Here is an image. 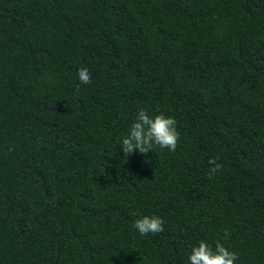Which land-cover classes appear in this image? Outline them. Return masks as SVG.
Segmentation results:
<instances>
[{
	"label": "trees",
	"instance_id": "16d2710c",
	"mask_svg": "<svg viewBox=\"0 0 264 264\" xmlns=\"http://www.w3.org/2000/svg\"><path fill=\"white\" fill-rule=\"evenodd\" d=\"M140 109L176 119L174 152L123 156ZM201 241L264 264V0H0V264H190Z\"/></svg>",
	"mask_w": 264,
	"mask_h": 264
},
{
	"label": "clouds",
	"instance_id": "9594fccd",
	"mask_svg": "<svg viewBox=\"0 0 264 264\" xmlns=\"http://www.w3.org/2000/svg\"><path fill=\"white\" fill-rule=\"evenodd\" d=\"M78 79L81 84H90L92 77L87 68L78 70ZM177 121L174 117H166L158 114L150 116L144 109H140L134 122L126 135L120 142L119 148L124 157L131 156L134 152L146 154L152 151L154 146L160 149L175 151L180 140V133L176 128ZM11 150V149H10ZM212 167L209 170V178L221 171L223 165L216 159H210ZM165 221L163 218L153 215L144 216L137 219L133 227L141 236L158 234L164 231ZM225 232V238L228 237ZM239 256L236 252L229 251L222 243H215V250L205 241H201L198 246L193 247L189 256L190 264H236Z\"/></svg>",
	"mask_w": 264,
	"mask_h": 264
}]
</instances>
